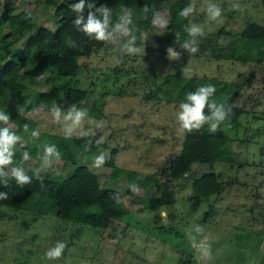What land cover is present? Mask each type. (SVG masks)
Masks as SVG:
<instances>
[{
    "label": "rangeland",
    "instance_id": "rangeland-1",
    "mask_svg": "<svg viewBox=\"0 0 264 264\" xmlns=\"http://www.w3.org/2000/svg\"><path fill=\"white\" fill-rule=\"evenodd\" d=\"M13 2L15 12L32 8L35 26L56 28L53 9L46 0ZM212 2L223 9L222 23L209 20L208 0H191L196 10L190 16V24H199L205 30L203 37H196L197 45L203 50L193 56L180 46L169 44L168 33L163 36L162 29L152 25L156 40L146 47L140 37L137 38L141 53L129 56L119 51V43H106L89 56L78 59L80 66L75 76L57 77L51 82L58 87L87 89L93 97H102L101 117H91L103 124L102 130L97 129V138L103 135L104 143L117 149L114 162L126 173L112 179L108 167L91 170L101 187L120 192L127 212L100 229L52 214L37 216L29 210L2 207L0 264H177V259L186 258L188 253L193 255L192 264H264V61L213 59L209 50V34H217L223 27L229 33L218 36V43H229L245 24L261 21V8L259 0ZM168 4V1L159 2L157 8L166 17ZM232 4L239 7L234 9ZM138 20L139 17L133 15L135 31ZM31 33L33 30L16 35L18 39L11 46L14 53H21L20 47ZM169 46L181 53L179 60L167 58ZM9 57L11 53L0 51V63L1 59ZM185 66L191 71L183 72ZM23 69L30 71L31 66L25 65ZM191 77L241 85L232 103L242 109L238 124H222L232 138V149L245 164L241 169L235 170L224 163H214L212 167L195 163L183 178L168 176V161L180 151L184 135L176 120L181 102L175 93L179 90V82L182 84ZM31 79L32 90L48 89L47 72L31 74ZM23 101L28 103L30 99L27 97ZM5 102L35 120V129L40 133L62 135L60 125L52 122L48 112L57 102L39 113L38 108H27L12 98H6ZM83 103L88 106V99ZM61 106L66 110L70 105ZM36 158L32 156V160L24 164L26 170L38 166ZM70 169L59 163L42 173H58L65 177ZM210 169L220 173L222 190L193 204L191 177ZM133 183L140 187L139 194L128 187ZM151 189L157 196L169 198L170 203L157 211L147 209L143 199L151 194ZM160 224L172 230H163ZM197 224L204 228L202 235L194 232ZM193 236L197 241L205 236L208 238L210 258L202 259L192 247ZM57 240L65 241L68 247L60 260L49 261L44 253Z\"/></svg>",
    "mask_w": 264,
    "mask_h": 264
},
{
    "label": "trees",
    "instance_id": "trees-1",
    "mask_svg": "<svg viewBox=\"0 0 264 264\" xmlns=\"http://www.w3.org/2000/svg\"><path fill=\"white\" fill-rule=\"evenodd\" d=\"M163 1L169 2L167 8L169 23L167 28L162 29L161 34L164 36L168 33L169 44L181 46L185 40L191 39L184 30L190 25V16L187 19L181 18L179 12L191 3V0H86V3L94 2L97 6L106 4L112 8L113 21L122 8H131L133 14L139 17L135 34L139 39L140 33H147V39L142 42L147 47L156 40L154 37L156 30L151 23L152 11H157L158 3ZM77 2L78 0H46V3L52 7L57 21L56 28L52 30L43 25L35 26L32 18H24V12H15L13 0H0V51L6 54L11 53V57L1 59L0 63V110L10 113L15 131L26 141L24 148L17 146L14 159L20 161L24 150L29 151L31 156L38 157L42 153L40 146L51 143L57 145L63 154L61 165L71 168L65 177L58 173H41L40 179L34 177L31 184L24 186L16 184L14 180L9 181L7 188L0 183V192L8 194V199L0 200V209L9 207L29 210L35 212L37 216L52 214L63 220L104 229L113 219L126 214L127 210L123 203L117 204L113 199V196L120 192L101 187L90 165L92 157L99 154L102 149L108 153L107 162L103 167L110 169V177L115 179L126 173L125 169L119 168L114 162L117 149L107 146L106 143L98 148L95 144L97 137L65 139L62 135L41 132L40 139L33 141L30 133L36 130V121L20 114L14 105L5 102L6 98H12L16 103L30 109L41 108L42 105L43 109H48L52 102L60 105L76 104L88 108L90 117H101L102 113L99 110V107L103 105L101 96L95 98L87 89L58 87L51 84L57 77L75 76L80 66L78 59L89 56L95 49L106 44L79 32L72 23L76 14L71 10L70 4ZM259 3L261 21L245 24L238 34L234 33L229 43L224 45L218 43V36L229 33L223 27L217 34H209L211 41L209 50L213 59L256 63L264 61L262 48L264 45V0H259ZM145 4L149 6L148 19H144L145 13L142 10ZM1 27H7L6 31ZM27 30H33V33L29 34L22 43L21 53H14L11 46L18 39L16 35ZM176 33L180 34L178 40L175 38ZM69 39L75 40L77 47H69L66 43ZM201 50L203 47L199 45L198 51ZM25 65H30L31 70L23 69ZM44 72H47L46 80L50 81L48 89L32 90L31 74L40 75ZM206 84H213L216 87L213 99L231 107L232 114L227 124L237 125L242 109L232 103L238 95L240 84L212 78L191 77L184 80L182 84L179 82V90L175 95L182 102L187 92ZM27 97L30 101L24 103L23 99ZM165 98L168 99V96ZM86 99L89 101L88 106L83 103ZM25 124L29 126L27 132L24 131ZM89 139L92 140L90 151H85V142ZM231 141L232 138L223 130L222 125L215 133H210L207 125L199 132L184 133L180 151L168 161V176L172 179L183 178L191 165L195 163L208 164L210 167L214 163H224L234 167L235 170L241 169L245 164L238 159L237 152L232 149ZM246 141L248 139H244V142ZM26 171L29 175H33L32 170ZM153 190L151 189V194L143 199L147 209L157 211L170 203L169 198L157 196ZM221 190L220 173L213 169L191 177L190 198L193 204H197L202 198L211 194H219ZM159 227L169 232L172 230V227H167L166 224H160ZM186 255V258L179 257L177 264H192L194 261L192 253Z\"/></svg>",
    "mask_w": 264,
    "mask_h": 264
},
{
    "label": "clouds",
    "instance_id": "clouds-1",
    "mask_svg": "<svg viewBox=\"0 0 264 264\" xmlns=\"http://www.w3.org/2000/svg\"><path fill=\"white\" fill-rule=\"evenodd\" d=\"M232 7L238 8V4H232ZM71 10L76 14L72 23L77 30L89 38L103 43L115 44L119 43V51L122 54L134 56L141 53L142 49L137 46V35L135 34L133 23V10L129 7H124L117 14L115 21H113V11L106 4L97 6L96 3H86V0H78L77 3L70 4ZM145 13L144 19H148L147 13L149 6H143ZM196 10L195 3H189L179 12L181 18L187 19ZM206 12L210 21L216 23L223 22V9L212 0H208L206 5ZM24 18H32L33 10L31 7H25ZM151 23L154 27L165 29L168 26V19L164 13L159 11H152ZM185 32L191 39L185 40L180 46L181 49L186 50L190 56L198 52V45L196 37H203L205 35L204 28L196 23H191L185 27ZM179 33H176L175 38L179 39ZM140 39L146 40L147 33H140ZM69 47H77L75 40L69 39L66 41ZM145 51V49H144ZM167 58L175 61L179 60L181 53L176 51L174 47L169 46L166 49ZM120 63V60H117ZM191 63V60H189ZM183 72L191 71L189 67H184ZM216 93V87L213 84H206L197 87L194 91L186 93L184 101L179 104L176 114L179 130L183 133L199 132L208 126L210 133L217 132L221 125H226L232 114L231 107H228L223 102H217L213 99ZM37 109L39 113L43 109ZM207 110V111H206ZM48 112L52 118V122L60 125V131L65 139H71L74 136L77 138L97 137V129L102 130L103 124L94 121L89 115V109L78 107L76 104H71L66 110L58 103H53ZM11 115L6 110H0V183L4 187H9V181L14 180L20 186L31 184L33 178L40 179L43 171L53 169L62 160V152L57 145L51 143H44L40 147L42 153L36 158L39 161L37 167L32 169L33 175H29L24 164L32 160L29 151L22 152L20 161H16L17 146L24 148L26 141L21 135H18L11 123ZM24 131L29 130V126L25 124ZM40 131L32 130L30 136L33 141L40 139ZM105 142V137L100 135L95 139V144L99 148ZM92 140L85 142L84 150L90 151ZM108 159V153L102 149L99 154L92 157L90 168H102ZM133 193L139 194L141 189L137 184H130L128 186ZM8 199L7 192H0V200ZM117 204L123 203L119 193L113 196ZM196 234H203L204 228L197 224L194 226ZM208 238L205 236L202 240L197 241L193 236L191 244L194 249L200 254L202 259L211 257V245L207 242ZM68 247L65 241L57 240L51 247H49L44 256L49 261L60 260Z\"/></svg>",
    "mask_w": 264,
    "mask_h": 264
}]
</instances>
